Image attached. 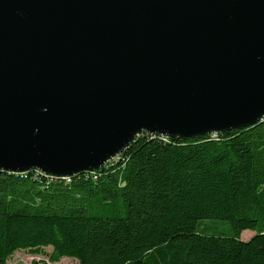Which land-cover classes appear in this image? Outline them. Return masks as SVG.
Here are the masks:
<instances>
[{
    "label": "water",
    "instance_id": "obj_1",
    "mask_svg": "<svg viewBox=\"0 0 264 264\" xmlns=\"http://www.w3.org/2000/svg\"><path fill=\"white\" fill-rule=\"evenodd\" d=\"M264 118V0H0V171L101 167L141 132Z\"/></svg>",
    "mask_w": 264,
    "mask_h": 264
},
{
    "label": "trees",
    "instance_id": "obj_2",
    "mask_svg": "<svg viewBox=\"0 0 264 264\" xmlns=\"http://www.w3.org/2000/svg\"><path fill=\"white\" fill-rule=\"evenodd\" d=\"M116 157L68 181L0 171V264L18 250L79 264H264V118L215 136L141 132ZM215 220L227 226L208 234Z\"/></svg>",
    "mask_w": 264,
    "mask_h": 264
},
{
    "label": "rangeland",
    "instance_id": "obj_3",
    "mask_svg": "<svg viewBox=\"0 0 264 264\" xmlns=\"http://www.w3.org/2000/svg\"><path fill=\"white\" fill-rule=\"evenodd\" d=\"M115 159L117 160L118 157H116V158L114 157L112 159H109L108 161L112 162ZM102 166H107V165L103 164ZM51 176L47 174V176H45V177L49 178ZM59 178L65 179L67 181L70 179V177H59ZM209 222H211V221H209ZM212 225H213V228L208 232V234L218 233L219 230H221L222 228L227 226V222L222 221V220H215L214 222H212ZM253 234H254V232L251 230H244L241 233V238L246 240V239L250 238ZM49 250H50L49 247L45 248L46 252H48ZM47 261L50 262L47 255H45V254L34 255V254L27 252L25 250H22V251L18 250L16 252H14V254L8 258V264H41L42 262H45L47 264ZM50 264H79V262L73 258L62 257L59 261L50 262Z\"/></svg>",
    "mask_w": 264,
    "mask_h": 264
},
{
    "label": "built area",
    "instance_id": "obj_4",
    "mask_svg": "<svg viewBox=\"0 0 264 264\" xmlns=\"http://www.w3.org/2000/svg\"><path fill=\"white\" fill-rule=\"evenodd\" d=\"M218 132H211L212 136H215V134H217ZM109 163H112V162H109L107 161L106 163H104V165H108ZM27 174H32V176H39L41 177V171L40 170H37L35 169V171H26ZM94 173V172H92ZM41 264H46L45 262H42ZM47 264H50V262L47 261Z\"/></svg>",
    "mask_w": 264,
    "mask_h": 264
},
{
    "label": "bare ground",
    "instance_id": "obj_5",
    "mask_svg": "<svg viewBox=\"0 0 264 264\" xmlns=\"http://www.w3.org/2000/svg\"><path fill=\"white\" fill-rule=\"evenodd\" d=\"M117 155H118V154H117ZM117 155H116V156H117ZM114 157H115V156H114ZM114 157H113V158H114ZM111 159H112V158H111ZM31 170H35V169H31ZM28 171H30V170H28ZM23 172H24V171H23ZM41 172H42V171H41ZM18 173H19V172H18ZM41 174L44 175V174H46V173H43V172H42ZM46 175H47V174H46ZM50 176H51V175H50ZM36 177H37V176H36ZM54 177H56V176H54ZM64 177H70V176H64Z\"/></svg>",
    "mask_w": 264,
    "mask_h": 264
},
{
    "label": "crops",
    "instance_id": "obj_6",
    "mask_svg": "<svg viewBox=\"0 0 264 264\" xmlns=\"http://www.w3.org/2000/svg\"><path fill=\"white\" fill-rule=\"evenodd\" d=\"M12 256V255H11ZM6 264H8V260L6 261Z\"/></svg>",
    "mask_w": 264,
    "mask_h": 264
}]
</instances>
